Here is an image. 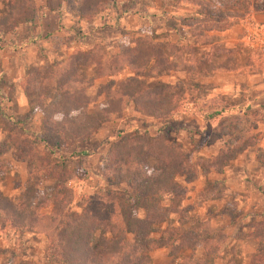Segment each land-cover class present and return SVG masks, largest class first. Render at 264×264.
Returning <instances> with one entry per match:
<instances>
[{"label": "rangeland", "instance_id": "374dc122", "mask_svg": "<svg viewBox=\"0 0 264 264\" xmlns=\"http://www.w3.org/2000/svg\"><path fill=\"white\" fill-rule=\"evenodd\" d=\"M71 1L76 6L80 4V0ZM210 1L213 15L240 13L239 7L232 8L234 0ZM103 2L105 7L86 21L70 14L65 5L50 12L43 9V0H28L27 9L17 22V32L0 39V114L4 113L14 120L23 115L28 116V121L24 124L0 118V146L9 135L11 138L19 135L20 127L25 128V135L33 143L26 151L32 148L40 151L37 156L34 153V170L55 167L59 171L56 178L36 179L38 181L33 185H27L26 165L16 163L10 157L13 147L6 153L0 150V162L8 163L10 170L9 174L0 176V192L13 191L10 199L17 206L30 211L41 196H48L58 187H63V206L71 213H80L90 204L99 202L106 190L130 194L123 182L108 185L101 178L103 153L109 144L120 138L136 135L157 140L159 130L165 133L167 142H174L189 153L190 164L195 171V182L187 183L190 185L189 191H193L194 195L191 199L190 196L186 198L193 205L194 214L190 212V216H187L197 222L196 219L201 216L195 210L196 205L204 204L207 208H215L214 204L223 195L226 196V201L220 205L223 204L228 209L224 220L219 219L213 225L209 223L217 228V233L224 234L220 243L206 250H202L200 246L189 254L179 251L176 254L178 257L173 259H189L184 264H226L228 260L234 264H248L257 245L255 241L246 239V235L252 221L264 219V89L254 88L260 83L264 84V58L246 37L245 18L234 20L226 29L230 31L227 38L214 32L211 45L200 46L193 43L191 31L186 26L194 12V8L190 6L163 0ZM263 2L264 0H254L257 5ZM3 13L0 7V14ZM215 21H220L217 22L218 25L223 26L230 20L225 22L215 17L212 23L216 24ZM252 24L257 28H264V22L255 21ZM132 40L151 41L165 53L169 52V44H175L184 61L188 60L190 53L196 57L209 53L213 64L221 63L228 56L235 66L232 71H219L207 65L194 75L171 70L144 78L146 86L151 88L172 87L178 98V109L175 111L169 108L164 114L145 116L135 112L129 105L120 114L98 124L95 133L87 140L70 144L49 157L37 141L41 117L36 109L37 104L30 105L16 80L28 74L35 75V69H42L49 64H64L67 56L75 50L88 51L98 46L106 57H111L121 50L122 44ZM174 60L177 58H172L171 61ZM19 64L20 67H17ZM82 75L90 77L92 68L83 70ZM130 77L131 74L123 71L115 77L94 81L92 87L85 92L89 98L87 110L71 112L69 119L74 123H82L92 104L103 105L101 98L95 96L99 84L107 79L116 82ZM228 81H241L236 87L240 91L244 88L247 91L237 96L213 92L219 86L227 90L225 82ZM36 89L35 84L29 83L30 97L35 98ZM44 101L48 109H52L59 98L51 95ZM213 101H222L232 107L229 112H223L214 119L203 120V115L218 109L215 103L211 104ZM227 150L233 153V158L219 170H211L206 163ZM37 159L43 163H38ZM218 162L219 165L220 161ZM224 173L226 181L215 182V179L220 180L223 176L215 177ZM198 175L202 176L199 181ZM226 185L228 191L223 192ZM181 200L183 198L176 195H165L159 202L176 208ZM251 203H258V207L250 208ZM176 222L177 215H170L159 228H176L177 232L188 230L187 226H176ZM203 238L204 236L199 240L200 245L205 242ZM46 244L44 233L14 230L9 223H0V264H64L48 257ZM165 251L157 249L146 255L152 264H180V260H165Z\"/></svg>", "mask_w": 264, "mask_h": 264}, {"label": "trees", "instance_id": "16d2710c", "mask_svg": "<svg viewBox=\"0 0 264 264\" xmlns=\"http://www.w3.org/2000/svg\"><path fill=\"white\" fill-rule=\"evenodd\" d=\"M163 1L194 8L186 26L191 31L193 43L200 46H210L214 32L228 29L234 20L264 13V2L257 5L254 0H234L232 8L239 7L240 13L217 15L211 12L210 0ZM27 4L28 0H0V7L4 11L0 14V39L15 31ZM63 5L70 14L86 21L105 7L103 0H80L78 6L71 0H43V8L48 11L58 10ZM215 17L230 21L219 26L217 22L220 21L212 23ZM169 45V52L165 53L151 41L132 40L122 44L121 50L111 57H106L98 46L88 51L75 50L62 65L49 64L42 69H35V75L18 78L17 85L29 99L30 105L37 104L36 109L41 115L37 141L41 143L43 152L51 157L70 144L87 140L95 133L98 124L120 114L129 105L135 112L145 116L164 114L169 108L178 109V98L172 87L151 88L146 86L144 78L171 70L194 75L207 65L219 71L234 69L231 57L227 56L221 63L213 64L209 53L198 57L190 53L188 60L184 61L179 54L180 49L175 44ZM172 58L177 60L171 61ZM88 68H92V75L85 77L82 71ZM123 71L132 77L116 82L107 79L98 85L95 96L101 98L102 106L92 104L82 123H74L69 119V113L87 110L89 98L85 92L94 81L115 77ZM29 83L36 85L35 98L28 94ZM51 95H57L59 101L52 109H48L44 100ZM215 104L218 109L203 115V120L214 119L231 109L222 101ZM55 115L62 118L55 119ZM0 118L20 124L28 121L26 115L14 120L1 113ZM19 132L12 138L9 135L0 150L6 153L13 147L10 157L26 165L27 185H33L38 181L36 179L56 178L59 171L55 167L34 170V153L37 156L40 151L33 148L26 151L33 143L25 135V128L20 127ZM157 135V140L136 135L120 138L109 144L103 153L101 178L108 185L123 182L130 194L106 190L99 202L90 204L80 213H71L63 206V187H58L48 196H41L30 211L17 206L0 192V223H9L14 230L44 233L48 257L64 264H152L146 253L160 248H169L172 255L180 250L193 251L198 238L203 236L210 238L203 245L205 250L220 243L224 235L216 234L208 221L196 222L192 230L179 235L176 234V228H159L171 214L177 215L179 223L186 221L182 210L164 206L159 201L169 194L183 196L185 184L195 179V171L191 167L188 152L174 142H167L164 132L158 130ZM232 158L233 153L227 150L206 164L211 169L219 170ZM218 161L222 164L218 165ZM8 172V163L0 162V176ZM247 239L255 241L257 245L248 264H264V219L251 224ZM188 260L182 259L179 263L184 264ZM226 264L234 263L228 260Z\"/></svg>", "mask_w": 264, "mask_h": 264}, {"label": "crops", "instance_id": "0c3cea01", "mask_svg": "<svg viewBox=\"0 0 264 264\" xmlns=\"http://www.w3.org/2000/svg\"><path fill=\"white\" fill-rule=\"evenodd\" d=\"M44 9V8H43ZM45 11H48V10H46V9H44ZM50 12H52V11H50ZM249 20V21H251V22H254L255 23V21H260V22H264V13H256V14H251L250 16H248V17H246L245 18V20ZM244 20V21H245ZM22 25V24H21ZM18 26H19V23L17 24V26H16V29H15V31L13 32L14 34L17 32V30H18ZM229 30H224V31H221V32H219V36H227V35H229ZM214 35V34H213ZM227 38V37H226ZM2 39V38H1ZM229 39V38H228ZM36 54V53H35ZM28 62V61H27ZM17 67H20V64H19V66H17ZM242 78V80H244L243 78L244 77H241ZM238 82H241V81H235V82H232V81H228V82H225V84H226V86H227V90H225L223 87H221V86H219L217 89H216V87H215V89L213 90V92H215V94H218V93H222V92H224L225 94H234L235 96H237V95H241V94H245V92L247 91L245 88L242 90V91H240V90H238V88L236 87V85L238 84ZM216 83V82H215ZM215 86H216V84H215ZM226 88V87H225ZM255 89H257V90H263L264 89V84L263 83H260V85L259 86H256V87H254ZM17 94V93H16ZM16 94H14L15 96H16ZM219 94V95H220ZM261 95H263V94H261ZM18 96V95H17ZM24 97V96H23ZM1 99V98H0ZM0 103H2V101H0ZM226 104V103H225ZM228 105V104H227ZM228 106H230V107H232L231 105H228ZM5 111H8V109H6ZM16 162V161H15ZM17 163V162H16ZM211 170H213V169H211ZM10 171V170H9ZM11 173H12V171H11ZM7 174H9V172L8 173H6V174H4V175H7ZM212 175V174H211ZM218 176H223V177H221V179L220 180H217V179H215V182L217 181V182H224V181H226L225 180V178L227 177L226 176V173H224V175H222V174H220V175H217V177H215V178H218ZM202 178V176H200V175H198L197 176V181H199L200 179ZM214 178V177H213ZM194 181V180H193ZM193 181H191V182H189V183H192ZM195 182V181H194ZM188 183V184H189ZM200 183V182H199ZM188 184H185V187H187L186 188V192H185V194L183 195V196H179V197H181V199L183 198V200H181L180 201V203H179V205L175 208V207H172V208H175V209H177V210H182L183 211V214H184V216H185V219H186V221L184 222V223H179L178 222V218H177V222H176V226H187V227H189L188 228V230H182L181 232H176V234L177 235H179L180 233H183V232H186V231H190V230H192L195 226H196V222H193L194 220L191 218H189L188 216H190L189 215V213L190 212H193V214H194V207H193V205L192 204H189V201L187 202L186 201V198L188 197V196H190V199L192 198V196L194 195L193 194V191H189V186L190 185H188ZM196 189V188H195ZM194 189V190H195ZM225 191H223V192H227L228 190H227V185L225 186ZM197 192L199 193L200 191H199V189H197ZM1 193L4 195V196H6L7 198H9L10 199V197H11V195L13 194V191L11 192V191H7V192H3V191H1ZM169 195H171V196H173L172 194H169ZM221 198V197H220ZM219 198V199H220ZM218 199V201H217V203H215L214 204V206H216L215 208L214 207H212V208H207L204 204H200V205H196V207H195V210H196V212H197V214H199L200 216H201V218H199V219H196V220H198L197 222H204V221H208V223H210L211 222V224L213 225V222L215 223V221L216 222H219V219H223L224 220V218H225V213H226V211H228V209L227 208H225L224 207V203H225V199H226V196H224L223 195V198L222 199H220L219 200ZM223 202V204H221L220 205V203H222ZM250 206H252V207H250V208H256V207H258V203H251V204H249ZM165 206V205H164ZM168 206V205H167ZM247 207H249L248 205H246ZM259 206L261 207V204H259ZM216 209V210H215ZM187 214H188V216H187ZM171 215H175V214H171ZM170 216V215H169ZM256 219H257V215H255L254 216ZM190 219V220H189ZM261 218H259V219H257V220H254V221H252V223H254V222H256V221H259ZM251 223V224H252ZM251 224H250V230H249V232H248V234L250 233V231H251ZM211 225V227L213 228V229H216L217 230V228H215L214 226H212ZM186 228V227H185ZM177 230V229H176ZM216 233H217V231H216ZM217 234H222V235H224L223 233H217ZM248 234L246 235V239H247V236H248ZM207 237V236H206ZM205 236H204V241L206 242V241H208L210 238L209 237H207L206 238ZM202 237H200V238H198V242H197V245L195 246V248H194V250L193 251H190V250H180V253L181 252H184V253H192V252H194L198 247H200L202 250H204V248H203V245H204V243H202L201 245H200V239H201ZM176 243V241H174V244ZM160 249H163V251H165V250H169V248H167V247H165V248H160ZM167 251H165L166 253H164L163 252V255H165L164 256V259L166 260V259H169L171 262H172V259L173 258H175V256H177V255H172V254H170V250L168 251V253H167ZM179 253V254H180ZM178 257V256H177ZM173 260H175V262L177 261H179L180 260V258H177V260L176 259H173Z\"/></svg>", "mask_w": 264, "mask_h": 264}, {"label": "built area", "instance_id": "2783aa9c", "mask_svg": "<svg viewBox=\"0 0 264 264\" xmlns=\"http://www.w3.org/2000/svg\"><path fill=\"white\" fill-rule=\"evenodd\" d=\"M246 37L253 48L264 58V28L253 26L251 21H244Z\"/></svg>", "mask_w": 264, "mask_h": 264}, {"label": "clouds", "instance_id": "9594fccd", "mask_svg": "<svg viewBox=\"0 0 264 264\" xmlns=\"http://www.w3.org/2000/svg\"><path fill=\"white\" fill-rule=\"evenodd\" d=\"M75 114H76V113H73V115H75ZM61 118H62V117L59 116V115L55 117V119H58V120L61 119Z\"/></svg>", "mask_w": 264, "mask_h": 264}]
</instances>
